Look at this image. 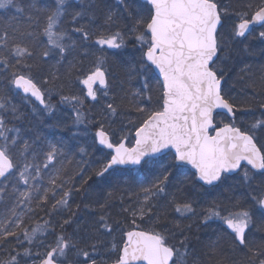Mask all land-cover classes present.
Returning a JSON list of instances; mask_svg holds the SVG:
<instances>
[{
    "label": "snow or ice",
    "instance_id": "1",
    "mask_svg": "<svg viewBox=\"0 0 264 264\" xmlns=\"http://www.w3.org/2000/svg\"><path fill=\"white\" fill-rule=\"evenodd\" d=\"M0 13V264H189L191 225L169 210L220 222L191 264H264V69H242L235 95L226 87L235 45L264 43V0H0ZM129 45L139 56L120 60L118 82L114 58ZM53 97L72 109L74 139L96 128L78 158L63 139L22 134V105L53 116ZM90 181L115 186L89 199ZM185 183L226 195L198 213L170 191ZM116 199L123 221L109 213Z\"/></svg>",
    "mask_w": 264,
    "mask_h": 264
},
{
    "label": "trees",
    "instance_id": "2",
    "mask_svg": "<svg viewBox=\"0 0 264 264\" xmlns=\"http://www.w3.org/2000/svg\"><path fill=\"white\" fill-rule=\"evenodd\" d=\"M222 2L226 6H230L233 8L239 7L242 3V0H222ZM8 13H0V22H5L8 18ZM258 33H255V35ZM139 53L135 52L131 45H129L128 48L122 50L120 56L115 57L116 64L113 65V73L117 78V81L119 82L121 79H124V68L119 66L120 60H135L138 59ZM229 64V71L231 79L229 80L228 84L226 85L227 88H232L233 83H235V88H232L233 94L239 93L241 87L243 86V81L239 79L240 75H242V69H244L246 66H250V71L252 73H255L257 77L261 74V70L264 69V43L259 42L258 40L253 39L250 37L247 41L238 43L234 47L233 52V59L228 62ZM143 80H141L139 83H137L136 80L131 81L132 87L136 88H143ZM148 83L149 88L151 90L152 95V104L149 105V107H152L155 105L156 99L159 95V93L156 91L158 86V80L154 77L153 74H149L148 76ZM125 87H128L127 84H125ZM117 94H120L119 87L116 88ZM147 95V93H145ZM240 99V97H238ZM59 97H56L55 99H52V103L57 104V111H60V115H57V111L53 115L54 119H47L45 120V123H42L43 126H47V132L51 140L56 139H63L66 143H68L71 146V153H75L78 158V152L77 148L80 144H87V141L80 138V136L77 139L73 138V132L76 130L75 126L73 124V115H72V109L70 107L59 105L58 104ZM17 103H21L19 99L16 100ZM35 103V102H33ZM92 102H88L82 111L85 113L89 112V105ZM36 107L37 104L35 103ZM22 111H25L26 113V119L20 124V127L22 128V131L29 130L33 128L34 122H36V115L32 114L31 111V105H22L21 107ZM93 113H98L99 109L98 107L92 109ZM133 116H136V113H132ZM251 119V117H249ZM90 131L95 133V126L90 125L89 126ZM81 129H83V126H81ZM32 131V130H31ZM125 134L129 135V141L131 142L132 137L134 135V130L131 133H128L127 130ZM33 135V132H30L31 136ZM92 137V136H91ZM91 137H89V144H91ZM50 140L49 138H47ZM115 139L118 141L120 139V133H117ZM127 141V142H129ZM91 151V149H89ZM95 156H99V153H95ZM89 183L92 184V195L89 197V199H96V198H103L107 195V192L115 186L114 181H110L108 183H105L103 185H97L90 181ZM232 183V181H226V185ZM170 191L175 193L178 197L187 196L191 198L197 207V212L199 213L204 207L207 206L214 198H223V195H226L224 193L223 188L212 190L207 192V194L194 189L191 185V183H185L184 185V192L179 193L176 192L175 188H170ZM238 195L240 193H237ZM82 197L77 196L76 197V203H79ZM123 205H121V202L119 199H116L112 201V206L109 208V213L113 221L115 220H121L123 221L125 218V213L121 211V208ZM81 209L83 211H87L83 208V204H81ZM169 221H179L183 226L187 227L188 225H191V229L187 232V235L189 236V252L191 255L189 256V264H191L192 258L195 256H199L201 259H204V254L207 251V245L211 242L216 240L219 235V221H209L207 225H204L200 222V219L197 216H193L190 218H184L178 216L173 210H169ZM128 226L131 227V220L129 218L128 220ZM169 228L173 227L172 223H169ZM141 227L145 230L150 229L153 227L152 223L150 222H142ZM69 231H72V229H69ZM114 236H118L116 238V241L118 243L121 240V234L120 230L117 229V231L114 233ZM109 238V237H108ZM107 238V242H109V239ZM170 243H177V241L172 240ZM109 244V243H108ZM110 246V244H109ZM225 250L227 251V247L225 246ZM239 255V254H237ZM99 258V257H98ZM114 258V255H113Z\"/></svg>",
    "mask_w": 264,
    "mask_h": 264
},
{
    "label": "rangeland",
    "instance_id": "3",
    "mask_svg": "<svg viewBox=\"0 0 264 264\" xmlns=\"http://www.w3.org/2000/svg\"><path fill=\"white\" fill-rule=\"evenodd\" d=\"M56 97H53V99H55ZM37 104V109H39L40 107H39V104L38 103H36ZM98 109H99V107H98ZM57 113V115H60V111H57L56 112ZM49 119V120H51V119H54V117L53 116H47L46 114H43L42 112H38L37 114H36V122H34V124H33V128H31V129H29V130H24V131H22V134H24V135H30V132H33V134H34V131H39L40 132V134H41V136L42 137H45L46 139L47 138H49L50 140H51V138L49 137V135H48V132H47V126H43V124L42 123H45V120L46 121H48L47 119ZM250 118H248V120L247 121H245L244 123H245V125L248 123V122H250ZM32 130V131H31ZM94 134H93V132H89V135L88 136H83V135H81L80 136V138L81 139H83L84 141L86 140L87 141V144H89V137H91V136H93ZM262 144H264V136H262L261 137V141H260ZM115 237V241H116V238L118 237V236H114ZM109 239V244H111V242H112V240H113V237H109L108 238ZM117 243H118V241H116ZM173 244H175V243H173ZM122 246V245H121ZM114 255V254H113ZM190 258V257H189Z\"/></svg>",
    "mask_w": 264,
    "mask_h": 264
},
{
    "label": "water",
    "instance_id": "4",
    "mask_svg": "<svg viewBox=\"0 0 264 264\" xmlns=\"http://www.w3.org/2000/svg\"><path fill=\"white\" fill-rule=\"evenodd\" d=\"M257 29H259V26H257ZM155 77L158 79L159 81V74L158 73H154ZM159 83H162V81H159ZM213 135L215 134L214 132L212 133ZM134 141H135V135L133 137ZM105 152L108 151L107 149L104 150ZM190 171H194V170H191ZM141 264H143V262H141Z\"/></svg>",
    "mask_w": 264,
    "mask_h": 264
},
{
    "label": "flooded vegetation",
    "instance_id": "5",
    "mask_svg": "<svg viewBox=\"0 0 264 264\" xmlns=\"http://www.w3.org/2000/svg\"><path fill=\"white\" fill-rule=\"evenodd\" d=\"M259 30H261V29H257V33H258ZM254 35H255V33H254ZM250 37H251V36H249V37H248L246 40H244L243 42L247 41Z\"/></svg>",
    "mask_w": 264,
    "mask_h": 264
}]
</instances>
